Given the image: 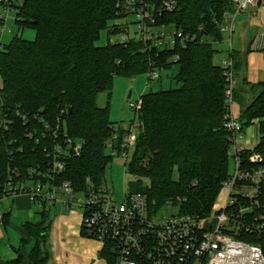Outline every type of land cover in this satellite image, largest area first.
<instances>
[{
	"label": "trees",
	"instance_id": "trees-1",
	"mask_svg": "<svg viewBox=\"0 0 264 264\" xmlns=\"http://www.w3.org/2000/svg\"><path fill=\"white\" fill-rule=\"evenodd\" d=\"M18 7L19 30L33 28L36 38L16 35L9 43L0 39V119L7 123L0 126V195L16 167L22 179L33 175L46 181L38 169L47 171V151H53L55 141L41 118L52 128L60 125L61 131L85 141L81 155L69 160L58 181L70 179L76 191L85 190L88 179L103 183L114 157L107 152V142L116 133L122 136L124 129L111 120L110 103L98 105V96L103 91L111 95L116 75L133 77L149 71L153 62L160 70L177 66L176 85L141 96L140 134L127 170L149 178L145 192L156 206L170 203L185 213L208 216L230 175L227 77L214 57L225 42L221 26L225 12L233 8L232 0H178L177 9L161 14L156 25L166 24L196 38L185 47L164 49L148 48L135 39L97 45L102 30L110 35L124 31L108 27L125 14L117 0H23ZM239 54L230 52L236 77L243 65ZM234 99L241 104L244 127L259 121L260 139L252 151L264 163V79L238 83ZM38 204L41 221L25 225L35 240L29 259L30 264H48L50 204ZM82 233L86 234L84 228ZM101 256L114 264L108 249L103 248Z\"/></svg>",
	"mask_w": 264,
	"mask_h": 264
},
{
	"label": "built area",
	"instance_id": "built-area-1",
	"mask_svg": "<svg viewBox=\"0 0 264 264\" xmlns=\"http://www.w3.org/2000/svg\"><path fill=\"white\" fill-rule=\"evenodd\" d=\"M258 1L232 0L233 8L224 14L222 31L232 36L238 14L250 5H257ZM0 3L8 15L11 10L17 12L23 0H0ZM117 6L125 13V22L137 26L134 36L129 27L122 32L120 42L135 39L145 42L148 48L164 49L185 47L196 38L181 29L168 28L166 24L156 25L161 14L177 9L178 0H117ZM0 21L5 22L3 15ZM222 67L227 77L229 109L225 127L232 133L230 157L235 160L234 173L222 184L225 198L214 204L208 216L201 217L185 213L170 203L158 207L145 191L130 190L118 201L106 179L101 184L88 179L84 198L78 200L83 209L82 228L86 235L102 242V249H108L114 264H264L263 158L253 149L237 144V135H241L245 127L232 112L238 81L231 56L222 62ZM148 73L150 80L160 79V68L153 62ZM131 107L139 109L140 101L131 103ZM1 118L0 126L7 125ZM40 122L55 141L53 151H47L50 159L47 171L38 169V174L46 181L33 175L22 179L20 170L14 168L5 183V193L0 195V225L4 222L1 202L9 194L26 193L36 203L62 201L68 206L74 205L78 191L70 179L59 182L58 178L67 171L69 160L81 155L85 141L61 131L60 125L52 128L43 118ZM139 134L132 121L122 136L116 133L107 142L110 154L128 158ZM248 149L251 152L243 156L241 152ZM31 173L36 170L31 169ZM58 192H63L66 198L60 200ZM164 208L169 212L161 213Z\"/></svg>",
	"mask_w": 264,
	"mask_h": 264
},
{
	"label": "crops",
	"instance_id": "crops-1",
	"mask_svg": "<svg viewBox=\"0 0 264 264\" xmlns=\"http://www.w3.org/2000/svg\"><path fill=\"white\" fill-rule=\"evenodd\" d=\"M238 16L241 17L238 19ZM238 16L236 19L238 22H235L234 34L236 33V28L240 25V36L243 37V42L240 41L242 44L241 47H234L233 45L232 47L242 55L243 65L239 72V76L237 75L236 78L239 84H242L243 80H247V82L250 83H257L264 79V53L262 51L264 46V1L261 4L248 6L241 11ZM260 17L262 18L261 20ZM255 18H258L260 22H254L253 20ZM247 20L250 21L245 22ZM250 27L253 29L251 37ZM228 54L230 56V52H228ZM224 60H226V58ZM248 88L249 86L245 85V89L247 90ZM241 110V104L234 101L232 112L240 121H242L240 118ZM245 130L251 133V136L249 135L250 137H253L257 133L254 127L247 125L240 135V139L245 138ZM247 139L249 140L250 138ZM131 191L139 192L136 189ZM58 198L64 200L66 195L63 194V192H58ZM36 204L38 203L33 202L26 193H18L16 195L9 194L1 202L4 222L0 225V230H2L3 227L5 228V231H0L1 237L4 233L8 235V237L10 236L9 226L13 223L19 230H21L23 226V235L21 240H18L17 236L16 238L9 237L14 256L16 254L17 256L13 257L12 254L11 258L8 259L6 263L0 260V264H30L29 255L35 245V240L30 235L25 225L27 223H37L41 221L42 216L40 220L37 216L38 214L41 215L40 208L38 207L39 209L37 210ZM51 205L57 208V211L53 215H51ZM68 207L71 206L62 203V201L50 204L49 216L50 219L52 218V221L46 239V246L50 253L48 264H107L106 259L101 256L102 244L100 246L96 243V240L90 238L91 236L82 233V209H68ZM33 208H35L34 215L29 212V209Z\"/></svg>",
	"mask_w": 264,
	"mask_h": 264
},
{
	"label": "rangeland",
	"instance_id": "rangeland-1",
	"mask_svg": "<svg viewBox=\"0 0 264 264\" xmlns=\"http://www.w3.org/2000/svg\"><path fill=\"white\" fill-rule=\"evenodd\" d=\"M0 15L4 16L5 22L0 21V39L3 43H9L16 35H20L25 39L33 40L36 38V30L33 28H24V30H19L18 25L16 23V17L17 12L16 10H11V12L7 15L5 12V9L0 8ZM242 16V15H241ZM238 16V19L239 17ZM245 16V14H244ZM243 17V16H242ZM262 18L260 17V20ZM258 18H255L254 22H260ZM127 18L125 16H122L121 18L113 19L108 27H122L123 30H126V26L124 24H128ZM250 20H247L245 22H249ZM238 22V20L236 21ZM262 22V21H261ZM251 25V24H250ZM130 28V34L134 36L137 26L134 24L129 25ZM122 30V31H123ZM123 31V32H124ZM250 37L252 36L253 29L250 27ZM235 32V31H234ZM234 34V33H233ZM225 42L223 41L220 46V52L215 55L214 61L215 63L222 65L223 60L226 58H229L228 52H231L235 50L234 47H241L242 44L240 41L243 42V37L240 36V25L238 28H236V33L230 36L228 33H224ZM122 38V33L113 34L110 35L107 29L102 30L100 38L97 40V45L103 46L108 44L109 41L116 42L119 41ZM233 38H234V44H233ZM110 39V40H109ZM238 55V54H237ZM240 55V54H239ZM178 70L177 66H174L172 69H163L160 70V79L159 80H150L149 79V73L148 71H144L141 73H138L134 75L133 77L129 75H116L114 78V83L112 87V92L110 95L109 91H103L99 94L97 103L100 107H105L109 103L110 105V118L113 122L117 123L116 125H120L123 129H127L131 122L134 121L136 125V130L140 132V119L138 116L139 109H133L131 107V103H137L140 101V98L143 94L148 93L150 91H156L161 88L169 89L171 87H174L176 84L173 83V76L176 75ZM248 92L251 93L250 89H247ZM249 126H252L255 128L257 133L253 136H251V133L248 130H245L244 135L245 138L240 139V135H237V144L243 145L244 148H251L253 149L255 145L259 142L260 139V131H259V121L254 120ZM250 135V136H249ZM247 138H250L249 140ZM135 144V143H134ZM133 149V148H132ZM132 149L130 152V156L126 158L122 155H116L113 157V160L109 162L105 169V179L106 182L113 188L115 197L118 201H121L124 198L125 192H128L130 190H138V191H146L149 188L150 180L149 178L145 176H137L131 174L127 170V162L130 160L132 155ZM110 149L107 148V152L110 153ZM230 168V174L234 173L235 170V160L233 157L230 158L229 162ZM30 184V182H28ZM225 191L221 190L216 198L215 203L222 202L225 198ZM84 198V192L78 191L75 193V201L73 207H68V209L72 208H81L78 204L79 199ZM37 205V210L40 208L39 204ZM52 206V214L53 215L57 208L55 206ZM34 207V206H33ZM39 207V208H38ZM35 208L29 209L30 214H35ZM77 209V210H78ZM79 209V210H81ZM83 211V209L81 210ZM169 210L164 208V210L161 211V213H167ZM83 213V212H82ZM24 214V213H23ZM38 219L40 220L41 215L38 214ZM52 221V218L50 222ZM36 222V221H33ZM10 236L15 237L17 236L18 240H21L23 235V226L22 229L19 230L16 228V225L13 223L10 226ZM1 232L5 231V228L3 227ZM9 236V237H10ZM1 237V234H0ZM9 237L4 233V235L0 238V260L4 263L7 262L8 259L11 258V255L13 254V257H16L17 254L14 256V252L11 248ZM93 240H96L97 244L101 246V241L97 238L90 237ZM18 246V245H17Z\"/></svg>",
	"mask_w": 264,
	"mask_h": 264
},
{
	"label": "water",
	"instance_id": "water-1",
	"mask_svg": "<svg viewBox=\"0 0 264 264\" xmlns=\"http://www.w3.org/2000/svg\"><path fill=\"white\" fill-rule=\"evenodd\" d=\"M261 3H262V1H261V0H259V1H258V4H261Z\"/></svg>",
	"mask_w": 264,
	"mask_h": 264
}]
</instances>
